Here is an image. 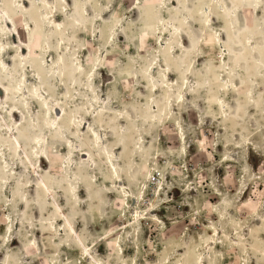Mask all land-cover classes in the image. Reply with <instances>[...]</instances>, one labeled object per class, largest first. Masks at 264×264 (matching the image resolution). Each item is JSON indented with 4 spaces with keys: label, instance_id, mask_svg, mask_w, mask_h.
I'll return each mask as SVG.
<instances>
[{
    "label": "rangeland",
    "instance_id": "obj_1",
    "mask_svg": "<svg viewBox=\"0 0 264 264\" xmlns=\"http://www.w3.org/2000/svg\"><path fill=\"white\" fill-rule=\"evenodd\" d=\"M226 1L231 7L238 4L237 16L226 12L221 0H184L183 6L178 4L175 8L170 6L171 0L90 1L95 2L94 11L114 9L104 22L95 20L93 13L92 20H82L83 29L74 36L70 46L84 70L77 81L68 80L63 86L51 77L49 84L54 87V95L61 92L68 107L83 114L89 124L93 117L86 116L82 105L87 106L83 102L90 93L87 81L96 71L95 59L102 55L98 63L103 68L94 74L101 99L99 104L111 99L112 107H128L132 118L141 122L137 109L145 111L149 106L148 87H151L150 79L143 77L153 70L160 42H163L171 51L178 50L171 68L174 74L170 82H166L168 66L158 67L155 76L160 90L153 91L152 95L160 102V106L156 103L157 111L165 112L167 94L171 91L176 110L145 129L148 141L144 151H140L142 157L132 160L135 150L128 149L125 154V147L116 149L118 160L122 162L119 164L122 177H125L117 182L118 190L113 189L110 172L93 171L81 153L69 160L68 149L58 146V134H53L57 122L50 125L44 121L43 105L38 104L36 121L48 129L43 136L52 156L41 162L45 149H40L37 158L31 151L30 155L41 172L54 176L47 180L56 193L55 199H49L45 189L38 187L39 182L30 172L25 157L16 155L12 148L7 149L8 139L0 137V144H4L6 156L15 169L0 186V264H96L91 259L81 258V241L72 235L54 202L68 213L83 241L92 244L102 264H264V110L250 107L246 113L239 109L241 103L246 102L244 94L251 85H256V94L264 108V0L258 10H254L252 4H242V0ZM18 2L0 0V58L4 55L11 68L8 77L20 80L23 77L21 41L30 42L31 50L23 57L30 59L24 76L32 89L34 82L39 84V79L36 80L39 73L47 71L45 60L53 62L62 45L55 39L57 27L49 22V17L53 20L55 14L43 0H29L27 11ZM69 2L72 4L73 0ZM135 5L139 6L136 16L132 14ZM7 7L20 9L17 13L20 17L12 13L17 16V24L12 27L18 33L16 37L11 31L5 32L2 26ZM55 7L60 12L67 10L66 5ZM178 10L198 20L193 26L198 28L200 38L186 41L185 49L180 46L178 31L171 26L177 22L171 19L170 11ZM210 13L217 19L211 25L213 15ZM151 16L156 28L162 26L161 37L144 41L152 32L146 24ZM61 21L71 27L69 17L60 16L58 22ZM204 22L206 25L202 26ZM137 23L141 24L139 29H136ZM177 24L179 28L189 29L187 22ZM223 27L226 28L223 30ZM120 30L124 36L114 43L115 34ZM203 36H207L209 42L202 45ZM46 46L54 50L53 55L46 54ZM130 47H134L132 52ZM221 52L225 53L223 57ZM131 53L142 59L139 65L130 64L133 59L128 54ZM161 56L164 58L163 54ZM0 69L6 72L1 62ZM136 71L143 79L141 85H135L130 78ZM184 86L188 94L179 98ZM16 97L20 100L22 94L17 93ZM2 101L0 116L6 118L0 117V128H5L2 132L7 137L6 127H14L19 117L10 115L13 104L10 97L4 96ZM225 102L226 107H222ZM58 113L61 110L58 109ZM179 122L185 126L187 143L175 135L181 131ZM129 123L133 126L128 118H122L120 126L127 128ZM111 127V124L106 126L107 130L102 132L104 144L116 140ZM253 135L252 141L262 146V155L251 151L247 144ZM245 154L251 171L246 168ZM1 167H6L2 152ZM70 174H83L77 192L79 197L71 194L67 178ZM92 175L97 182H92ZM161 177L169 181L168 193L156 204L157 209L144 212L137 228L120 229L137 208L141 211L148 206ZM127 186L131 191L128 205L123 196ZM227 196L230 202L224 204V209L217 210ZM104 235L108 237L98 243ZM114 239L121 241L122 249Z\"/></svg>",
    "mask_w": 264,
    "mask_h": 264
},
{
    "label": "bare ground",
    "instance_id": "obj_2",
    "mask_svg": "<svg viewBox=\"0 0 264 264\" xmlns=\"http://www.w3.org/2000/svg\"><path fill=\"white\" fill-rule=\"evenodd\" d=\"M17 1H19L18 5L21 6L24 11L28 10L27 4L29 0H17ZM43 1L47 4V6L51 8L53 14H55V17L53 20H52V17H49V16L48 17H49V22L54 23V25L57 27L55 39H57L58 42L62 45V50L59 52V54L57 53V57L55 60H53V62L47 63L45 60V66L47 68V71L43 74L39 73V76L36 77L37 81L39 79V84L34 82L31 85L32 89L29 88L28 86L29 79L24 76L27 73L26 69L29 68L30 66V63H29L30 59L27 57H23V55H26L28 53V49H29V52L31 50L30 42L21 41L22 56L20 58L21 59L20 66L23 71L22 73L23 77L18 81H15L14 79H11L10 77H8V75L11 74L9 72L11 68L6 61L7 59L5 58V56L4 55L1 56L0 62L3 65V67L6 69V72H3L0 69V105L4 104V101H2V97L4 96L7 98L10 97L11 100H13V104L11 105V107L9 106L12 110L10 115L19 117V120H15L14 127H12L11 125H8L6 127L8 129L7 137L3 133L5 132V128L3 129L0 128V137L5 138L6 140L8 139L7 140L8 143L6 144L7 149L12 148L16 155L18 156L22 155L23 157H25V159L28 161L30 165L29 166L30 172L33 174L34 179H37L39 182L38 187L42 186L43 189H45V193L49 199L51 200L52 198L55 199L56 193H54V191L51 190L48 184V180H47V177L49 178L50 175L47 174L45 171L41 172L37 167L36 161L32 159L30 155V151H31V153L34 154V157L37 158L39 155L40 149L42 151L45 149L46 152L43 151V153H41V162H43L46 159H49V156H52V154H50L47 151L48 147H46V140L43 136L44 133L48 132V129L46 127L44 129L43 128L44 125L40 123L38 124L37 122L38 120L36 121L37 116L35 112L39 110L38 104L43 105V109L45 112L44 121L46 122V124H50V125H54L57 122V126L55 130H53V134H58V138H57L59 141L57 143L58 146L63 145L65 149H68L67 156L69 160H74V158L77 156V153L78 152L81 153L82 157L87 162H89L93 171L95 172H103L106 170L109 171L110 174L112 175L111 180L113 183V189L118 190L120 188L118 187L117 182L118 181L122 182V180H124L125 177H122V172L120 170L121 168L119 166V164H121L122 162L121 160H118L116 149L118 147L120 149H123L125 147L126 150L123 152L125 154L127 153L128 149L135 150V153L132 155L133 156L132 160H134V158L137 159L138 157H142L143 154L141 152L144 151V147H146L147 141H148L146 138L147 136H146L145 129H147L148 126L151 127L152 123L154 124V123H159L163 121L165 118L169 116L171 112L176 110V107H175L176 105L174 102L176 100L173 98V94L171 93V91H169V93L167 94V110L165 112L162 111L163 113L161 111H157L156 103L159 104L160 102L159 100L157 101L153 98L152 92L153 91L156 92L160 90V86H159L160 82L156 80V76H155V70L158 67L164 68L166 65L168 66L169 72H168V75H166L165 81L170 82L171 80L170 77L172 74H174V72L171 71V68L173 67L172 65H174V56L176 55L178 50L174 49L173 51H171V49L168 46L165 47L163 42H160L161 49L158 52L159 55H157L158 61L157 63H155V66L153 67V70H151L150 74L148 76L143 77L144 80L150 79L151 87H148V90L150 93V96L147 97L149 101V106L147 107L145 111H140L139 109H137L138 111L137 114L140 117L141 122H138L139 121L138 119L132 118L128 110V107L118 108L119 107L118 105L117 107H112L111 99H108L107 103L105 102L103 105L99 104L101 103V99H100V94L98 91L97 83L95 82L94 74L103 68V66H99V63H98V61H100L103 56L101 55L99 58H96L95 59V65H96L95 70L96 71L93 75L91 74L89 81H87L88 83L87 91L89 90L90 93L88 95L85 94L86 96L84 97V100H83L84 104L86 103L87 106L84 107V105H82L83 110L86 111V116L92 115L93 117L91 122L87 124L83 114L75 112V110L70 109L68 107V104H67L68 102L66 103V101L63 99L64 97L60 95L61 92L57 93V95H54V91H53L54 87L49 84V81L52 79L51 77H54L52 80H55L58 84H61V86H63L64 83L68 80H70V83H73L74 81L78 80L77 78L79 77V75L82 74V71L84 70V66L80 62L79 57L76 55V53H73L72 47L70 46L73 43L72 41L74 40V36H77L78 34H80L81 30L83 29L82 20H84V22L86 21V19L92 20V13H93V18L95 17V20L97 19V21L104 22L107 16L109 15V13L112 12L114 7H110L105 12L101 10V8H99L98 10L95 9L94 11L93 6L95 2H90L91 0L90 1L89 0H73L72 4H70L69 2L70 0H43ZM261 1L262 0H242L240 2L245 5L252 4L250 6L254 7V10H258L261 7ZM221 2L226 12H229L230 14L234 16L238 15V11H239L238 4L235 3L234 7H231L230 3H228L226 0H221ZM140 3H141V0H140ZM178 4L179 5L181 4L183 6L184 0H171L170 6L175 8V6H178ZM232 4H234L233 1H232ZM56 5H60V6L64 5V7L66 5L67 10L65 12H60L58 11L57 7H55ZM188 6H187V9H189ZM138 8L139 6L137 5L133 7L132 9L133 15L136 16L138 14L139 12ZM19 12H20V9L15 8V7H12V8L7 7V9H5V12H3L5 16V23L2 24L4 31L5 32L11 31L13 34V37H16L18 35L16 30H13L12 27H14V25L17 24V16L19 15L17 13ZM12 13L14 15L16 14L17 16L16 17L13 16ZM161 13L165 15L164 10H162ZM187 15H188L187 12L183 10L182 11L180 10L170 11V16L173 21L177 23L187 22L189 25L187 26L189 27V29L183 28V27L179 28L178 26L180 25H178L177 23L176 25L175 23L171 25L174 28V30L178 31V36L181 37L180 46L184 49L187 48L185 44L186 41H190V40L194 41L195 39L198 38V36L200 38V34L198 33L199 31L198 28H194L193 26V22H197L198 20L193 19V18H188L189 15L188 16ZM211 15L213 16L210 19L209 25H211L213 21L217 20L215 14L210 13V16ZM60 16H63V17L65 16L67 18L69 17L70 19H72V21L70 22L71 27H68L69 25H66V23L64 25L62 21L58 22V19ZM34 18L35 17L33 16V19ZM132 21H134V18H132ZM221 23L222 25L224 24L222 20H221ZM146 24H147V27L150 28V30L152 29V32L147 35V38H145L144 41L146 40L149 41L151 39H156L157 37L158 38L161 37L162 26H159L156 28V23H155L153 16L148 18V20L146 21ZM140 25H141L140 23H137L136 29H139L141 27ZM201 25L202 26L206 25V23L204 22ZM29 26H32V25L29 24ZM225 28L223 27L221 29L224 30ZM114 32L115 31H113V34ZM163 33L164 35H166L167 32L165 31ZM115 35L117 39L116 40L113 39L114 43H117L118 39L122 40V36H124L122 30L118 31ZM164 39H165V36L162 37V40ZM200 40H202V45L204 43L209 42V40L207 42V36L206 37L203 36ZM45 50H46V54L50 53L53 55L54 53V50L51 48L47 49V46ZM132 50H134V47H130L131 52ZM224 52L226 51L224 50ZM224 52H221L220 54L222 57L225 54ZM161 54H163L164 58H161L162 57ZM128 57L133 59V61H131L130 64L132 65L134 64L136 66L139 65V63L142 60V59L140 60V57L138 56H132V53L128 54ZM224 60H223V63H224ZM91 72L92 70L90 71V73ZM109 74L112 75L113 74L112 71H109ZM139 76L140 75L138 71H136L133 74V76H130L132 82L135 85H141V82L143 79H141ZM234 86H236V84H234ZM255 86L256 85H253L252 87L251 85V87L250 86L247 87V89L249 88L248 89L249 91L246 89V93L244 94V97H247L245 98L247 100L245 103H241L240 105L239 109H243L244 112L246 113L248 112L250 107H255V108L264 110V108H262V104H261L262 102L260 103V99L257 96L258 90H256ZM17 93L22 94V99L19 100L16 97ZM187 94L188 92L186 91L185 86H184L180 92L179 98L186 97ZM97 102L99 105L97 104ZM226 105L227 104L225 102L222 105V107H226ZM58 109L61 110V113H58ZM224 111H227V109L225 108ZM108 112H110L111 114H108ZM114 113L116 116L115 118H114ZM167 113L169 114L165 116ZM0 117L3 120L6 118L2 114ZM61 118L63 119L60 122L59 120ZM122 118H128V121H131L133 126L129 123L127 128L121 127L120 121L122 120ZM26 119H28V121H26ZM109 123L112 125L110 130L115 132L116 140H111L110 142L104 144L102 132L104 130H107L106 126L108 125L110 126ZM144 124H145V127L143 126ZM178 126L181 131L175 134L176 137L182 140L184 143H187V136H186L187 133L185 130V126L183 125L182 122H179ZM251 138L253 139L254 135L250 137V139L247 141V144L250 150L259 155H262L261 149H260L262 146L260 147V144H257V142L252 141ZM262 139L263 137L261 138L259 142H261ZM3 146L4 144H0V152H2L3 154L6 167L0 168V186L4 183V181H6V178L8 176L14 173L13 170H15L14 167L11 166V163L8 160V157L6 156L7 152L4 151ZM244 158L246 161V168L251 171L252 166L246 154ZM131 166L132 164L130 165V168ZM66 170L68 171L67 168ZM129 171L131 172V169ZM129 171L126 172L127 175L130 174ZM50 177L53 178L54 176L51 175ZM82 177H83V174H79L76 176L70 174L67 177L68 181L71 183L70 185L71 194H74V196L76 197H79L77 192H79L78 188L80 187ZM94 181L97 182L98 180L95 177V175H92V182ZM168 183L169 181L167 178L161 177L158 180V184L155 187L154 197L150 200V203L148 204V206H146V208H144L141 211H139L137 208L135 213L132 214L131 217L128 218L123 223V226L120 229H125L124 231H126L130 227L137 228L140 225L141 220H143L144 212H146L147 210L149 211L151 209L153 210L157 209L156 204L162 198L164 193L166 194L168 193V187H167ZM32 190H34L33 186H32ZM130 192H131L130 187L128 186L123 191V196L125 198L124 200H125L126 205L129 204L128 193ZM166 197L169 198L170 196L168 195ZM229 202H230V198L228 196L225 197L224 201L217 206V210L224 209L225 208L224 204H228ZM54 204L57 207V212L59 216L68 222L72 235L74 237H77L81 241V244H82L81 258H88V259L93 260L96 264H102V262L96 258L94 251L92 250V244H86L83 241L77 228L74 226L73 221L69 219L68 213L62 209V207L59 205L58 202H54ZM93 204L94 202L91 203V207ZM106 234L109 235L110 232ZM108 235H104V237H102L100 241L98 240L97 242L98 243L101 242L102 240L107 238ZM113 241L115 242V244L117 243L116 245L118 246V248L120 249L123 248L121 241H118L117 239H114Z\"/></svg>",
    "mask_w": 264,
    "mask_h": 264
}]
</instances>
